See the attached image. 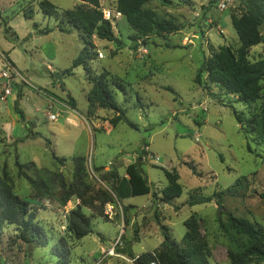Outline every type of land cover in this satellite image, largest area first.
Returning a JSON list of instances; mask_svg holds the SVG:
<instances>
[{
	"label": "rangeland",
	"instance_id": "374dc122",
	"mask_svg": "<svg viewBox=\"0 0 264 264\" xmlns=\"http://www.w3.org/2000/svg\"><path fill=\"white\" fill-rule=\"evenodd\" d=\"M36 1L39 0H0V23L9 22V27L21 38L19 41L10 33L16 41L9 39L0 24V47L5 51L10 47L12 59L29 82L22 108L35 113L34 131L43 137L17 143L28 131L20 123L14 129V138H10L4 128L10 118L6 108L0 107V174L6 173L15 193L30 202L37 222L48 236L49 246L26 244L20 239L17 226L4 224L0 227V264H59L54 246L62 238L70 250L71 264H134L142 255L159 251L165 234L180 244L187 230L185 222L192 216L199 220L200 232L210 249L211 264H230L227 255L230 242L222 230L226 214L264 227V143L249 131L247 124L260 111L263 100L246 104L239 101L238 95H229L220 86L211 84L207 75L202 84L195 83V78L205 57L210 58L222 46L234 51L240 47L230 19V14L237 12L240 0H220L219 5L212 7L209 6L214 0L150 2L145 7L185 27L177 33L151 36L138 42L132 40L135 33L122 16L113 20L115 35L123 42V48L100 40L92 69L94 75L105 71L111 74L109 80L117 102L126 112L128 123L137 129L124 121L114 128L109 121L117 114L100 109L94 117L99 115L102 128L92 134L77 115L75 124L66 123V115L71 112L66 114V109L61 107L50 108V95H41L33 88H44L46 81L64 75L84 49L79 31L64 25L70 32H61L59 23L43 15ZM48 1L60 12L74 9L78 4L77 0ZM115 7L116 0H101L102 11L114 12ZM30 8L36 14L27 19L24 11ZM47 27L52 29L51 33H40L39 30ZM136 44L139 48L134 50ZM144 48L147 54L142 52ZM98 51L104 58L97 57ZM3 57L0 55L4 65V70L0 68V87L9 84L16 95V81L9 82L3 76L6 65H11L7 55ZM261 59H264V44L254 47L249 54L252 63ZM49 66L54 69V77L47 70ZM115 80L125 90L114 86ZM60 84V89L51 91L60 97L69 91L83 111L86 94L92 87L84 68L75 69L72 76L65 75ZM262 87L264 96V83ZM3 100L0 97V102ZM57 112L58 120L50 121L48 114ZM234 112L244 124L238 123ZM46 140L51 141L50 147ZM145 142L148 147L142 169L154 185L153 194L118 201L104 175L112 170L123 176L129 164L140 162L137 152ZM52 151L58 158L67 159L64 166L54 159ZM79 156L85 157L87 163L77 181L72 158ZM18 161L36 164V168L23 171L35 180L45 181L49 194L37 197L38 192L21 175ZM163 169L179 174L184 189L181 197L165 200L162 196L161 190L168 185ZM244 177L246 181L239 193H233L234 189L228 192ZM64 189L73 193L66 205L62 199ZM97 192L109 194L113 202L97 201ZM215 192L226 193L223 207H218L216 202L189 205L191 195L212 196ZM91 202L97 212L90 208ZM78 206L87 216L95 217L94 233L81 241L67 233L69 213ZM99 211L104 213L103 218L98 216ZM116 242L118 245L114 246ZM129 247L136 259L122 253ZM112 248L114 254H107Z\"/></svg>",
	"mask_w": 264,
	"mask_h": 264
},
{
	"label": "trees",
	"instance_id": "16d2710c",
	"mask_svg": "<svg viewBox=\"0 0 264 264\" xmlns=\"http://www.w3.org/2000/svg\"><path fill=\"white\" fill-rule=\"evenodd\" d=\"M78 1L81 3L76 5L74 9L62 12L48 0H39L38 7L43 15L54 18L59 23L58 28L61 32H70V30L65 29L64 25L79 31L84 49L73 61L71 67L65 70L63 74L72 76L75 69L84 68L86 79L92 86L87 94V117H94L97 110L100 109L113 111L117 115L109 123L115 128L120 122L128 123V120L126 119V112L121 109L117 102L116 92L113 90L112 82L109 80L111 74L107 71L101 75H94L93 73L92 62L94 61L96 49L94 39L115 43L118 49L123 48V42L116 37L112 22L104 19L101 0ZM153 1L169 3V0H116L114 12L120 13L135 33L132 36L133 41L138 42L151 36L177 33L185 27L183 24L161 18L156 10L145 7ZM210 4L209 7L219 5L220 0H214ZM35 14L36 12L33 8L24 11L27 19H32ZM230 19L240 41V47L234 51L230 47L222 46L210 58L205 57L203 65L195 78V83L202 84L204 75H207L211 84L220 86L229 95H238L240 102L251 104L262 99L263 104L260 107V111L254 114L247 121V124L249 131L253 132L264 143V96L262 94L264 59L254 63L249 60L250 51L254 47L264 44V0H240L237 12L231 13ZM0 24L4 27L7 35L10 33L14 36L16 35L6 20H2ZM51 32L52 29L49 27L40 30L42 34ZM7 37L15 40L9 35ZM15 38L17 39L16 36ZM138 48L139 44L133 47L134 50ZM96 55L97 57L99 56V51ZM8 61L11 63L10 60ZM11 65L13 64L11 63ZM114 83L117 88L125 90L121 82L115 80ZM170 91L174 92L172 89ZM21 97L22 94L19 93L15 110L20 117L21 123L27 129L28 135L17 140V143H24L28 139L43 138L40 133L34 132V122L28 121L24 112L19 109L18 100ZM68 99L72 109H76V100L70 95H68ZM234 115L239 124H244L237 112H234ZM128 124L132 128L137 129L132 123L129 122ZM46 144L47 147H50L52 143L50 140H46ZM147 147L148 144L145 142L143 148L137 152L140 156V162L127 166L126 174L129 178H119L114 171L104 175L103 179L111 184L114 197L118 201L153 194L154 186L149 182L148 177L142 170V159ZM52 154L60 166L65 165L67 159L58 158L53 151ZM72 160L75 165V176L78 179L77 181H80L81 175L86 170L87 160L81 156L74 157ZM16 165L21 175L29 181L33 190L38 192V198L49 194V187L45 181L35 180L23 171L24 168H36L35 163L25 165L20 164L18 161ZM163 171L168 180V185L161 190L164 199L174 200L181 197L184 189L179 182V174L166 169H163ZM244 181H246L245 177L239 179L228 192L234 189L235 192L233 191V193H239L240 188L244 186ZM225 194L223 192H215L212 196L191 195L189 205L216 202L218 207H223V196ZM72 195L73 193L68 190H63L62 199L64 205L70 201ZM79 198L84 203V199L82 197ZM95 198L102 204L113 202V197L103 192H97ZM262 198H264V195H262ZM93 204L94 202H91L89 206L97 212L98 209ZM98 213L99 217H104L102 211ZM226 216V221L222 223V230L230 242L227 249L230 264H264V227L246 219L237 218L230 213L226 214ZM93 218L95 217L87 216L83 209L78 206L69 213L67 233L75 240L81 241L94 233ZM4 224L17 226L19 237L26 244L35 243L39 247L49 246L48 236L43 227L37 222L36 212L28 200L21 198L15 193L13 183L6 173L0 174V227L4 226ZM185 226L187 230L180 244L171 239L168 234H165L160 250L156 253L152 252L142 255L138 259L139 264H151L154 262L157 264H211L209 260L211 257L210 249L200 232L199 220L192 216L185 222ZM122 253L129 255L132 259H136L130 247L127 250H122ZM54 255L59 258V264H71L70 250L64 238L60 239L54 246Z\"/></svg>",
	"mask_w": 264,
	"mask_h": 264
},
{
	"label": "crops",
	"instance_id": "0c3cea01",
	"mask_svg": "<svg viewBox=\"0 0 264 264\" xmlns=\"http://www.w3.org/2000/svg\"><path fill=\"white\" fill-rule=\"evenodd\" d=\"M78 1V0H77ZM37 3L39 1H36ZM81 2L78 1V4H80ZM77 4V5H78ZM123 18V17H122ZM9 24V22H8ZM13 30V29H12ZM40 31V30H39ZM15 32V31H14ZM16 33V32H15ZM17 37V39L20 41L21 38L17 35H15ZM16 41V40H15ZM99 41L98 39H94V44L96 45V47L99 46ZM108 42V41H107ZM111 43V42H110ZM145 47V46H143ZM142 47V48H143ZM10 47L8 48L7 51L5 50H2L1 47H0V55H4L6 54L7 57H8V60H10V62L13 64L12 67L18 72V74L20 76H22L25 80H26V83L25 84V87L22 86L21 82L19 80H16V89H17V93L16 95L13 94V91H12V94L7 98V100H3L2 102H0V107L2 109H5L6 108V111L8 113V116H9V122L7 123H4V128H5V131L8 133V135L10 136V138H14V133H15V128L18 127V125L21 123L20 121V117L19 115L16 113V110H15V104L17 102V99H18V94H22V97L20 100H18V105H19V109L21 111L24 112L25 116H26V119L28 121H31V122H34L35 124V128H36V122H35V113H33L32 111L30 112H27L25 111L23 108H22V101H23V98L25 97V89H26V86L29 85V82L27 80L26 77H24L21 73V71H19L15 61L12 59V50H9ZM14 49V47L12 48ZM0 68L1 70H4V65L2 62H0ZM48 72L51 74L52 77H54L53 75V72H54V69L49 66L47 68ZM65 77V75H63V78ZM89 83V82H88ZM90 84V83H89ZM62 86L60 84V82H58L57 80L55 81H46L45 82V86H44V90L46 91V95H50L51 97V106L50 108H56L58 110L59 107L63 108V109H66V111L64 113L68 114L66 115V123L68 124H75V122L77 121L76 119V115L79 116L82 120L85 121V123L89 126V132L92 134V133H95L96 131H99L102 126L101 124L99 123V115H97L96 117H91V118H88L87 117V113H88V102L87 104L85 105L84 107V110L82 111L80 108H79V104H78V101L71 95V93L69 91L65 92L64 91V94H65V97H60L56 94H54L51 89H60ZM37 88V87H36ZM68 95H70L72 98H74L76 100V109H72V107L69 105V99H68ZM11 98V102L13 103V105H11V102H10V99ZM86 100H87V94H86ZM55 114H59L60 113H55ZM63 115V114H61ZM22 126L24 127V125L22 124ZM106 130L107 131H110L109 129H107L106 127ZM35 132V131H34ZM24 138V137H23ZM39 138H36V139H28L26 140L25 142L29 143L30 141H35ZM23 144V143H22ZM95 167V166H94ZM96 168V167H95ZM104 170H106V167L104 168ZM143 170V169H142ZM112 171V170H111ZM118 176V175H117ZM119 177V176H118ZM119 178H129L127 176V174L125 173L123 176L119 177ZM154 186V185H153ZM166 187V186H165ZM164 187V188H165Z\"/></svg>",
	"mask_w": 264,
	"mask_h": 264
},
{
	"label": "built area",
	"instance_id": "2783aa9c",
	"mask_svg": "<svg viewBox=\"0 0 264 264\" xmlns=\"http://www.w3.org/2000/svg\"><path fill=\"white\" fill-rule=\"evenodd\" d=\"M222 7L225 8L224 3L222 4ZM103 15H104V19L105 20L111 21V22H113V20L118 19L119 17L122 16L120 13L113 12V11H110V10H103ZM142 52H144L145 54L148 53L146 48L142 49ZM1 56H2V58H4L3 57L4 55H1ZM98 57L100 59H102V58H104V55L101 52H99V56ZM6 68H7V71L3 73V76L6 77L9 82H13V81L15 82L16 80H19L20 82L26 83V80L22 76H20L18 74V72L12 67V65H9V67H7V65H6ZM33 88L39 94L46 95V91L43 88H36V87H33ZM12 91L13 90L11 89V86L9 84L4 86V87H0V97H2L4 100H7V98L12 94ZM59 117H60L59 114H53V113H49L48 114L49 120L53 121V122L57 121ZM117 245H118V242H116L114 246H117ZM107 254H110V255L114 254V248L110 249ZM151 264H157V263L154 262V263H151Z\"/></svg>",
	"mask_w": 264,
	"mask_h": 264
},
{
	"label": "water",
	"instance_id": "95a60500",
	"mask_svg": "<svg viewBox=\"0 0 264 264\" xmlns=\"http://www.w3.org/2000/svg\"><path fill=\"white\" fill-rule=\"evenodd\" d=\"M63 75H56V80L62 82ZM134 264H139L138 259L134 261Z\"/></svg>",
	"mask_w": 264,
	"mask_h": 264
}]
</instances>
